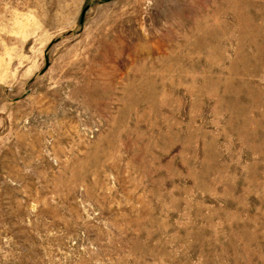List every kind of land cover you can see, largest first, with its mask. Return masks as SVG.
Returning a JSON list of instances; mask_svg holds the SVG:
<instances>
[{
	"label": "rangeland",
	"instance_id": "obj_1",
	"mask_svg": "<svg viewBox=\"0 0 264 264\" xmlns=\"http://www.w3.org/2000/svg\"><path fill=\"white\" fill-rule=\"evenodd\" d=\"M0 264H264V0H0Z\"/></svg>",
	"mask_w": 264,
	"mask_h": 264
},
{
	"label": "water",
	"instance_id": "obj_2",
	"mask_svg": "<svg viewBox=\"0 0 264 264\" xmlns=\"http://www.w3.org/2000/svg\"><path fill=\"white\" fill-rule=\"evenodd\" d=\"M45 62H46V59H45ZM46 64H47V62H46Z\"/></svg>",
	"mask_w": 264,
	"mask_h": 264
}]
</instances>
